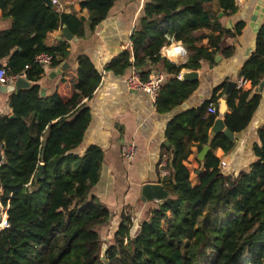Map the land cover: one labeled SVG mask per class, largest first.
I'll list each match as a JSON object with an SVG mask.
<instances>
[{
  "label": "trees",
  "instance_id": "1",
  "mask_svg": "<svg viewBox=\"0 0 264 264\" xmlns=\"http://www.w3.org/2000/svg\"><path fill=\"white\" fill-rule=\"evenodd\" d=\"M116 1L78 3L88 13L90 31L107 18ZM215 4L226 17L237 11L235 0H147L143 18L130 36L131 51L123 52L109 69L122 74L135 67L146 81L151 70L142 68L161 63L172 78L159 90L157 112L180 106L196 84L178 81L179 73L198 69L200 62L212 63L217 52L230 57L233 48L221 49V44L244 28L240 23L233 32L224 29ZM7 7L5 15L13 22L0 34V60L8 58L9 75L24 74L32 85L10 96L13 119L0 117V205L7 207L8 224L0 230V264H102L104 244L98 228L110 216L90 191L99 179L103 152L94 145L83 150L91 117L82 104L99 86L100 75L89 58L81 56L74 89L59 82L52 95L42 97L37 83L45 68L33 63L36 55L45 53L53 59L51 68H58L67 58L68 43L46 47L47 33L65 26L81 39L86 21L57 7L50 9L42 0H0L3 12ZM205 40L207 48L197 47ZM174 43L186 51L184 64H171L160 55ZM241 76L252 90L235 91L227 98L231 114L225 115L224 126L233 133L246 129L260 102V94L253 91L264 77V26ZM214 103L211 99L168 122L166 138L173 149L166 161L169 175L161 184L169 196L135 232L131 217L121 215L104 264H264V127L257 131L255 161L249 170L225 175L212 151L228 154L233 144L222 133L208 134L218 117L217 109L215 115L207 114ZM195 128L199 130L194 136ZM192 141L198 143V151L203 146L211 149L200 162L206 173L196 188L184 165ZM40 167L42 176L35 180Z\"/></svg>",
  "mask_w": 264,
  "mask_h": 264
},
{
  "label": "crops",
  "instance_id": "2",
  "mask_svg": "<svg viewBox=\"0 0 264 264\" xmlns=\"http://www.w3.org/2000/svg\"><path fill=\"white\" fill-rule=\"evenodd\" d=\"M80 1L58 0L59 12L75 14L77 18H83L86 21L84 37L79 39L71 34L73 39L65 40L63 35L65 26L47 33L44 39L46 47H52L60 42L68 43L67 58L56 69L66 67L54 79L49 78V74L56 69L45 68V73L37 84L41 87L42 97L52 95L59 82L73 90L77 80V59L81 56L89 58L100 75V84L92 97L82 102L89 108L91 117L83 140V150L94 145L103 152L99 179L91 188L90 194L108 210L109 220L99 229H102L103 235L112 238L119 226L121 215L130 216L134 229L137 230L138 224L147 220L150 212L160 204L154 200H144L142 189L147 185L162 186L158 165L166 164L168 155L173 149L166 138L168 122L183 112L196 109L207 101L215 99L213 106L218 111L215 122L221 120L224 123L225 115L231 114V109L227 107V98L235 91L247 93L252 90L250 82L243 80L241 70L253 57L256 35L264 26V0H235L237 11L230 17H226L217 5H214L218 16L221 15L218 18L224 29L228 21H231L232 27L229 31L232 32L237 24L242 23L244 26L239 36L226 37L221 44V49L232 47L233 54L224 57L221 52H217L212 63L200 62V67L196 70H182L177 77L178 81L196 84V89L180 106L168 113L157 112L155 103L151 102L148 95L130 93L126 90L125 82L130 68L122 74L114 73L109 69L123 52L131 51L130 36L143 18V7L147 0H117L109 10L107 18L94 31H90L88 27V13L80 9L78 4ZM256 8H259V12L263 14V20L259 30L254 33L250 24ZM9 9L10 7H7L5 12L0 9V34L7 32L12 26V18L5 15ZM172 45L181 46L180 43ZM197 47L207 48V41H203ZM7 61L8 58L0 60V67L5 68L7 75L11 76L9 69L6 68ZM186 61L187 55L182 64ZM148 69L151 70L150 76L163 74L165 83L172 78L161 63L142 68V70ZM191 72L197 75V79L183 81L182 76ZM26 82L28 87L20 90L31 87L32 84L27 80ZM228 82L237 86L225 97ZM240 82L242 84L239 86ZM259 86L262 88L261 91L257 92L255 89L253 92L260 94V102L249 125L240 133L232 132L233 141L230 142L233 144V150L228 154H224L221 149L212 151L220 161L219 169L225 175L235 176L240 172H246L255 161L252 146L257 142L258 129L264 127V77ZM20 90L15 89V83L9 87L0 85V117L12 116L9 98ZM237 102L236 100L235 104ZM198 130V128L193 129L194 136ZM211 130L212 128L208 132L210 136L219 134H212ZM130 145L134 146L135 155L132 160L127 161L122 157V149ZM197 147L198 143L192 141L191 154L184 163L193 188L199 186L201 177L206 173L200 162L211 151L208 146H203V148L208 147L209 151L199 159L203 148L198 151ZM1 207L0 205V210Z\"/></svg>",
  "mask_w": 264,
  "mask_h": 264
},
{
  "label": "built area",
  "instance_id": "3",
  "mask_svg": "<svg viewBox=\"0 0 264 264\" xmlns=\"http://www.w3.org/2000/svg\"><path fill=\"white\" fill-rule=\"evenodd\" d=\"M49 2L52 6H54V8L57 7L59 9L60 5H59L58 0H49ZM173 46H178L182 51L181 60L178 61L177 64L171 63L170 60H168V58L164 54L166 49L171 48ZM164 48L161 49L160 55L161 57H163V59H166L169 63L174 64V65H179V63L182 64L185 61L187 54L182 46L171 45L169 47H164ZM52 61H53L52 57L45 53L38 54L33 59V63L35 65L43 67V68L51 67ZM24 69L28 70L29 68L28 66H26ZM19 78H25V75L22 74L20 76H8L6 69L0 68V85L6 86V87L12 86ZM164 83H165V77L163 74H160V73L153 74L149 76V78L146 81H143L140 77L139 71L135 67H131L129 69V74L125 82V87H126V90L130 93H144L148 95L151 102L155 103L158 97L159 90ZM241 84L242 82H240L239 86ZM207 114L208 115L216 114V109L213 105H210L207 108ZM134 155H135V148L133 145L127 146L122 149V157L125 160L127 161L132 160ZM158 168H159V177L162 180L167 178V176L169 175V172L166 169V164L161 163L159 164ZM6 211H7V207L6 208L1 207L0 230H3L8 227V224L6 222Z\"/></svg>",
  "mask_w": 264,
  "mask_h": 264
},
{
  "label": "water",
  "instance_id": "4",
  "mask_svg": "<svg viewBox=\"0 0 264 264\" xmlns=\"http://www.w3.org/2000/svg\"><path fill=\"white\" fill-rule=\"evenodd\" d=\"M44 2V4L49 7L50 9H53L54 6H52L49 2V0H42ZM259 8H256V11L253 12V16L251 18V24L250 27L252 28L253 32L256 33L262 23L263 20V14L261 12H259L258 10ZM219 18L221 17V15L218 16ZM232 24L231 21L227 22V25L225 26L226 30H231ZM63 35L65 40L67 41H71L72 35L69 32L68 29H64L63 30ZM66 66H63L62 69H65ZM62 69H56L53 72H51L49 74V78L54 79L57 76H59L62 72ZM183 81H193L197 79V75L194 72L188 73V74H184L182 76ZM236 84L235 83H231L228 82L227 84V88L225 90V94L224 96L227 97V95L233 91L236 88ZM28 84L26 82V80L24 78H19L16 82H15V89L16 90H20V89H24L27 88ZM261 86H259L257 88V92L261 91ZM41 95L43 96V93H41ZM9 119H13V116H10ZM223 133L225 135V137L229 140V141H233V133L230 132L229 130L225 129L224 123L221 120H217L214 123V126L212 127L211 133L215 134V133ZM209 151L208 147L203 148V150L200 152L199 154V159H202V157ZM42 176V167L39 168V170L37 171V173L34 176L35 180H39ZM143 195H144V200H154L159 202L160 204H162L167 198H168V193L165 191V189L161 186V185H147L145 186L143 189ZM0 220H1V215H0Z\"/></svg>",
  "mask_w": 264,
  "mask_h": 264
},
{
  "label": "rangeland",
  "instance_id": "5",
  "mask_svg": "<svg viewBox=\"0 0 264 264\" xmlns=\"http://www.w3.org/2000/svg\"><path fill=\"white\" fill-rule=\"evenodd\" d=\"M179 64H181V63H179ZM162 227H163L164 230H167L168 229V225L166 223H164L162 225ZM98 232H99V235L101 237V240L103 241V244H104V246H102V248H101V253H100L101 263L104 264L105 263L104 252L106 251L107 246L111 243V239L112 238L109 235H103L102 229H99L98 228ZM134 232H135V229H134ZM245 259H247V256L246 255H245Z\"/></svg>",
  "mask_w": 264,
  "mask_h": 264
},
{
  "label": "bare ground",
  "instance_id": "6",
  "mask_svg": "<svg viewBox=\"0 0 264 264\" xmlns=\"http://www.w3.org/2000/svg\"><path fill=\"white\" fill-rule=\"evenodd\" d=\"M164 54L171 63L177 64L181 60L182 51L178 46H175L166 49Z\"/></svg>",
  "mask_w": 264,
  "mask_h": 264
}]
</instances>
